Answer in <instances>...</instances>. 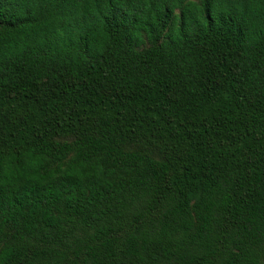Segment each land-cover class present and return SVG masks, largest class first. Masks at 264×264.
Returning <instances> with one entry per match:
<instances>
[{
    "label": "trees",
    "instance_id": "obj_1",
    "mask_svg": "<svg viewBox=\"0 0 264 264\" xmlns=\"http://www.w3.org/2000/svg\"><path fill=\"white\" fill-rule=\"evenodd\" d=\"M0 264H264V0H0Z\"/></svg>",
    "mask_w": 264,
    "mask_h": 264
}]
</instances>
